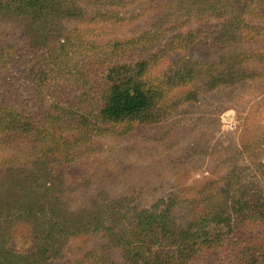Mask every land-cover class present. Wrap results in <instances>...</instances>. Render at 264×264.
Instances as JSON below:
<instances>
[{
	"label": "trees",
	"instance_id": "16d2710c",
	"mask_svg": "<svg viewBox=\"0 0 264 264\" xmlns=\"http://www.w3.org/2000/svg\"><path fill=\"white\" fill-rule=\"evenodd\" d=\"M263 91L264 0H0V264H264Z\"/></svg>",
	"mask_w": 264,
	"mask_h": 264
},
{
	"label": "rangeland",
	"instance_id": "374dc122",
	"mask_svg": "<svg viewBox=\"0 0 264 264\" xmlns=\"http://www.w3.org/2000/svg\"><path fill=\"white\" fill-rule=\"evenodd\" d=\"M238 109H229L222 111L219 115L220 117V123H221V130L223 132H231L233 136L239 141L243 140L246 141L249 139L251 133H255L260 135L261 130L264 128L263 126V118L262 114L264 112V91L263 94L257 96L255 95L253 97V100L249 103V106L246 107V111L242 105H237ZM242 115L244 119L246 120V116L249 117L248 126L252 127L251 131H248L247 128H244V125H246L244 122L242 123ZM243 125H242V124ZM251 123V124H250ZM259 136H256L252 139L258 138ZM168 142V141H166ZM255 151L252 152L251 158L257 159H264V141L259 140V147L254 149ZM175 171V168H165L162 170H158L154 172L153 174L146 176L140 180L127 183L126 188L134 187L136 189H144L151 184L161 182L164 180H167L171 177V174ZM262 176L264 174V170L261 171ZM201 173L194 172L193 175L200 176ZM253 177L259 180H263V177L259 174L258 169H254L252 173Z\"/></svg>",
	"mask_w": 264,
	"mask_h": 264
}]
</instances>
